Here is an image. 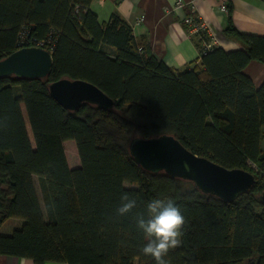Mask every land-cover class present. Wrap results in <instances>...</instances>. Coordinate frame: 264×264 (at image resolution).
Segmentation results:
<instances>
[{"label":"trees","instance_id":"16d2710c","mask_svg":"<svg viewBox=\"0 0 264 264\" xmlns=\"http://www.w3.org/2000/svg\"><path fill=\"white\" fill-rule=\"evenodd\" d=\"M92 1L0 0V59L23 46V35L24 47L54 42L48 78H0V229L10 218L24 220L11 234L0 232V253L37 264H156L141 251L135 217L161 199L177 203L185 217L167 264H264V83L257 88L244 72L251 60L264 63V36L237 30L229 17L226 33L244 46H217L177 71L118 13L101 23ZM64 77L94 83L114 107L65 109L49 90ZM163 134L225 167L251 171L254 187L226 201L193 181L148 171L130 143ZM68 140L76 145L73 166ZM122 192L137 200L125 216L116 211Z\"/></svg>","mask_w":264,"mask_h":264},{"label":"crops","instance_id":"0c3cea01","mask_svg":"<svg viewBox=\"0 0 264 264\" xmlns=\"http://www.w3.org/2000/svg\"><path fill=\"white\" fill-rule=\"evenodd\" d=\"M178 0H93L91 9L98 15L101 23L106 22L113 13L121 15L133 29L135 37L143 41L150 51L169 67L182 71L195 66L200 57L203 43L197 35L190 32L184 17L196 13L214 29L220 47L237 50L243 43L226 33L229 17L237 30L264 36V0H226L230 3V16L220 9L225 0H183L185 6L169 12ZM144 20L137 22L140 16ZM109 49V48H108ZM111 52L112 49L110 48ZM259 88L264 83V63L251 60L244 69ZM35 184L42 208L45 204L39 178ZM44 210V209H43ZM24 223L21 218H10L0 232L11 234ZM10 228H8V226ZM0 264H37L27 257L4 255L0 253ZM42 264H69L67 262L47 261Z\"/></svg>","mask_w":264,"mask_h":264},{"label":"water","instance_id":"95a60500","mask_svg":"<svg viewBox=\"0 0 264 264\" xmlns=\"http://www.w3.org/2000/svg\"><path fill=\"white\" fill-rule=\"evenodd\" d=\"M54 65L53 53L41 46L21 47L0 59V78L19 76L48 78ZM52 96L68 110L90 103L112 108L115 100L94 83L64 77L49 84ZM133 157L154 173L193 181L195 186L226 201H233L255 185V175L244 168H228L186 147L172 134L136 137L130 143ZM264 205V191L261 194Z\"/></svg>","mask_w":264,"mask_h":264},{"label":"clouds","instance_id":"9594fccd","mask_svg":"<svg viewBox=\"0 0 264 264\" xmlns=\"http://www.w3.org/2000/svg\"><path fill=\"white\" fill-rule=\"evenodd\" d=\"M116 211L125 216L137 207V200L122 192ZM137 229L143 233L145 243L142 253L156 261L167 264L164 259L170 249L181 243L185 217L180 206L171 200L152 199L146 204L145 213L135 217Z\"/></svg>","mask_w":264,"mask_h":264},{"label":"built area","instance_id":"2783aa9c","mask_svg":"<svg viewBox=\"0 0 264 264\" xmlns=\"http://www.w3.org/2000/svg\"><path fill=\"white\" fill-rule=\"evenodd\" d=\"M187 3H185L183 0H178L170 9L169 12L175 11L183 6H185ZM220 9L225 12L229 13V5L228 1H223L220 4ZM144 20V16H140L139 19H137V22L140 23ZM184 22L188 26L190 32L194 35H197L200 40L203 43V48L201 50V54H206L209 51H212L215 47L219 45V39L217 37V34L215 33L214 29L210 26V24L204 20L200 15L196 13L189 14L184 17ZM26 43L24 35L21 37L19 44L23 45ZM35 46H41V47H47L51 52L53 51L54 42L52 38L50 39H43L40 41H37ZM200 58V57H199ZM249 164L255 169L258 170V167L255 163L249 162Z\"/></svg>","mask_w":264,"mask_h":264},{"label":"rangeland","instance_id":"374dc122","mask_svg":"<svg viewBox=\"0 0 264 264\" xmlns=\"http://www.w3.org/2000/svg\"><path fill=\"white\" fill-rule=\"evenodd\" d=\"M29 132L31 133V131H30V129H29ZM31 136H32V134H31ZM68 141H70L68 144L66 143V152H67V155H68V157H69V160H70V163H71V165L73 166V165H75V161H76V159H75V156L73 157V152H75L76 153V145H75V141L74 140H68ZM67 141V142H68ZM77 159H78V162L80 163V159H79V156L77 155ZM127 186H131L130 184H126ZM43 205H44V203H43ZM44 211H45V216H47V210H46V207L44 206ZM10 226L11 225H9L8 226V228H10Z\"/></svg>","mask_w":264,"mask_h":264}]
</instances>
